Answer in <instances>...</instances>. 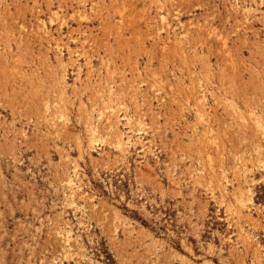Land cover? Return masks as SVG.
Returning a JSON list of instances; mask_svg holds the SVG:
<instances>
[{
	"label": "rangeland",
	"instance_id": "obj_1",
	"mask_svg": "<svg viewBox=\"0 0 264 264\" xmlns=\"http://www.w3.org/2000/svg\"><path fill=\"white\" fill-rule=\"evenodd\" d=\"M258 124L264 0H0V264H264Z\"/></svg>",
	"mask_w": 264,
	"mask_h": 264
},
{
	"label": "bare ground",
	"instance_id": "obj_2",
	"mask_svg": "<svg viewBox=\"0 0 264 264\" xmlns=\"http://www.w3.org/2000/svg\"><path fill=\"white\" fill-rule=\"evenodd\" d=\"M163 18V17H162ZM166 18V17H165ZM165 20V19H164ZM114 94V87L111 85V84H109V86H108V92H107V95H108V97H112V95ZM201 108H199V109H201V113L202 112H205V114H206V111H207V109H206V104L204 103V97L202 98V100H201ZM108 108L109 109H111V113L108 115V113H107V115L108 116H106L105 118L103 117L104 116V114H105V112H104V108H102V110H100L99 112H98V121H102V120H105V119H108V120H111V117L112 116H115V118H116V122L118 123L121 119H126V125H130V126H133L132 125V117H130L127 113L126 114H123V117L121 116V113H120V111L121 110H118V109H114V107H112V106H108ZM58 111H60L59 109H58ZM91 112V111H90ZM61 113V112H60ZM200 113V114H201ZM59 114V113H58ZM61 114H63V113H61ZM198 114H199V112H198ZM93 114L92 113H90V115H89V117L90 118H93V116H92ZM106 115V114H105ZM202 116L204 115L203 113L201 114ZM59 116H60V114H59ZM205 116V115H204ZM64 117V116H63ZM94 119V118H93ZM198 119H200V117L198 118ZM109 123H110V121H109ZM112 123V122H111ZM115 123V122H114ZM115 125V124H114ZM111 126H113V125H111ZM88 130H89V143H90V147H93L94 146V144L98 141V139H97V137H98V134H99V130H98V124H96L95 123V121H90L89 123H88ZM257 127H259V130L258 131H260V134L262 135V137L264 138V126H263V124H258L257 125ZM112 129V128H111ZM135 130L138 132V133H145V131H146V129L144 128V126H143V124H142V122H138V125H137V127L135 128ZM206 133V132H205ZM207 134H209V132L207 133ZM142 138V137H141ZM207 138H212V137H207ZM215 139V138H214ZM214 139H211V140H213V142H214ZM142 142V141H141ZM216 142V141H215ZM131 143V141H130V139H128L127 141H124V139H123V137H122V133L121 134H117L116 135V145H117V147H118V149H120V150H122V152L124 151H126L127 149H128V147H129V144ZM136 143V142H135ZM142 144V143H141ZM218 145V144H217ZM142 146H143V150H144V147H145V144H142ZM145 151H147V150H145ZM140 152V151H139ZM256 158V157H255ZM258 158V157H257ZM260 158V157H259ZM252 159H253V157H252ZM259 161V160H258ZM261 162V161H260ZM253 164H254V162H253ZM260 164V163H259ZM234 165H235V163H234ZM241 165H243L244 167L246 166V163L245 162H243V160H237L236 161V168H239ZM209 166H210V168L212 169V170H214V166L212 165V162H211V160H210V163H209ZM255 166H256V164H255ZM243 167V168H244ZM238 170V169H237ZM240 170V169H239ZM77 174V173H76ZM216 174H217V172H216ZM246 174V173H245ZM213 176V175H212ZM224 176V175H223ZM219 177V176H218ZM227 179V178H226ZM209 180H211V178L209 179ZM223 182V181H222ZM67 184H68V186L70 187V189L72 190V192H74V188H75V184H76V182L74 181V179L73 178H69L68 180H67ZM77 187V189L79 188V186H76ZM241 190V189H240ZM245 190V189H244ZM221 192V191H220ZM234 194V193H233ZM235 195V194H234ZM223 196V195H222ZM226 196V195H225ZM224 198V197H223ZM235 200H236V202L239 204V212L241 213L242 211H243V209L245 208V207H249V204H253V198H252V192L250 191V190H248L247 191V193H244L243 191H241L238 195H236V197H235ZM228 211H230V212H232V214H233V211H234V208H233V205H229L228 206ZM249 212V211H248ZM241 232V231H240ZM240 232H237V235L240 233ZM260 254H261V252H260ZM258 258H261L260 257V255L258 256ZM259 260V259H258Z\"/></svg>",
	"mask_w": 264,
	"mask_h": 264
}]
</instances>
